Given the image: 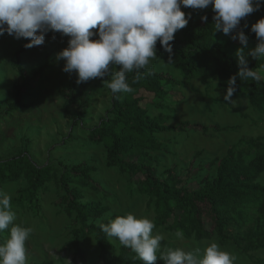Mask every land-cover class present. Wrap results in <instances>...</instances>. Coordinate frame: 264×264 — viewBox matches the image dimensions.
<instances>
[{
    "label": "rangeland",
    "instance_id": "1",
    "mask_svg": "<svg viewBox=\"0 0 264 264\" xmlns=\"http://www.w3.org/2000/svg\"><path fill=\"white\" fill-rule=\"evenodd\" d=\"M205 10L192 9L186 14L191 13V18L199 19ZM180 35V31H177L175 37ZM68 40L67 36L49 31L43 45L25 48L24 45L29 42L26 39H16L6 32L0 36V160L25 155L27 148L34 165H49L52 168L51 178L45 187L34 195L31 190L30 196L37 203L19 202V198H23L21 193L29 185L26 175L17 181H0V190L11 196L12 210L17 217L14 223L32 229L26 241L27 264L43 261L69 264L68 260L71 264H102L93 236H88L83 242L86 252L84 259L78 258L68 244L71 230L77 224L74 213L67 210L63 203V191L58 181L63 165L95 168L87 180L77 173L71 176L73 184L83 192L86 200H101L110 207V215L132 213L137 217H148L155 223L154 206L149 205L148 196L139 191L137 180H143V175L138 174L131 181L128 173L108 168L103 145L93 144L88 138V130L100 122L110 107L111 94L103 86L102 79L78 84L75 72L69 74L63 71L65 61L57 59V54L68 46ZM17 54L22 72L15 65ZM47 56L51 59L50 66L33 78ZM151 66L160 72L176 75L162 61H153ZM24 83L30 88L28 105L9 112L8 105L14 101L15 91L22 88ZM73 89L84 94L85 105L81 109L79 102H68ZM226 96H229L228 92L216 81L212 82L207 92L199 80L172 89L165 100L166 109L156 108L151 102L152 95L145 94L143 105L150 114L156 116L162 112L169 115L167 123L174 128L159 136L162 147L154 153L159 177L166 178L167 174L172 173L180 178L182 185L197 189L202 178L215 174V167H211V163L218 162L239 139L264 135V122L250 104L232 94L228 99ZM81 112H85V117L74 123L71 115ZM196 124L210 130L204 133L201 128L195 127ZM215 124L232 126L237 130L215 132L211 129ZM28 194L26 198H30ZM206 225L209 228L210 224ZM9 232L10 229L0 232V243L5 242ZM153 234L165 237L162 246L182 247L185 250L195 247L203 249L212 241L220 244L216 238L191 242L181 240L164 227H155ZM221 247L238 257L236 264H264V250L247 255L239 253L231 245Z\"/></svg>",
    "mask_w": 264,
    "mask_h": 264
},
{
    "label": "trees",
    "instance_id": "2",
    "mask_svg": "<svg viewBox=\"0 0 264 264\" xmlns=\"http://www.w3.org/2000/svg\"><path fill=\"white\" fill-rule=\"evenodd\" d=\"M182 10L186 13L192 9ZM205 15L208 17L207 22L201 19ZM213 15L212 8L209 7L199 19L191 18L187 27L179 30L181 35L172 42L171 63H167L169 53L157 42V55L176 75L160 72L151 66L144 72L143 80L132 83L135 73L129 74L128 82L135 91L116 94L119 98L114 97L110 91V107L100 122L88 130V138L93 144L103 145L108 168L128 173L131 181L138 174L143 175V180L139 179L137 183L140 185V193L147 195L149 205L154 206L156 228L164 227L173 233L182 230L183 239L189 242L216 238L221 245H231L239 253L250 255L264 250V135L244 136L239 139L218 162L211 163V167H215V174L202 178L197 189H189L172 173L167 174L166 178L159 177L157 157L154 154L162 147L159 136L174 128L167 123L169 115L161 112L152 116L143 105L145 94H149L152 95L151 102L156 108L166 109L165 100L170 91L178 86L183 87L192 80H199L207 92L210 91L213 81L228 92V81L239 70L236 50L242 47L240 41L232 36L242 30L248 37L246 55L255 48L257 39L251 31V24L264 17V4L246 21H241L240 28L233 31L232 35H225L214 29ZM245 23L247 28L244 27ZM17 56L15 65L22 72L19 54ZM247 59L248 66L261 75V80L257 83L253 80L242 81L237 77L232 95L247 101L264 122V57L256 60L247 56ZM50 64L51 59L47 56L45 63L33 74V78ZM21 87L15 91L14 101L8 105L9 112L18 111L28 105L30 88L25 83ZM73 90L69 93L68 102H79L81 109L85 105L84 94ZM71 117L75 123L85 117V112L72 114ZM195 127L201 128L204 133L210 130L200 124ZM211 129L215 132L237 130L235 127L220 124H215ZM94 171L95 168L89 166L81 168L77 165H63L59 176L63 203L67 210L74 213L77 224L71 230L69 246L78 258L84 259L86 252L83 242L88 236H93L99 249L98 259L102 264H144L135 252L122 246L116 238L109 241L98 227L97 222H108L105 216L110 213V207L101 200H86L83 192L71 180L73 173L87 180ZM51 172L49 165H34L27 148L25 155L0 160L1 182L17 181L25 175L28 177L29 185L21 193L23 198H19L20 203H37L30 196L31 190L34 195L45 187L51 178ZM27 192L30 198H26ZM110 217L114 219L116 214ZM206 224H210L209 228ZM35 264L54 262L43 261ZM156 264H163V261L158 260Z\"/></svg>",
    "mask_w": 264,
    "mask_h": 264
},
{
    "label": "clouds",
    "instance_id": "3",
    "mask_svg": "<svg viewBox=\"0 0 264 264\" xmlns=\"http://www.w3.org/2000/svg\"><path fill=\"white\" fill-rule=\"evenodd\" d=\"M262 4L264 0H0V36L6 32L26 39L25 48L43 45L49 31L69 37L68 46L57 54V59L65 61L63 71L75 72L78 84L102 79L103 86L119 98L116 94L135 91L128 82L129 74L135 73L132 83H138L153 61H163L157 55V42L169 53L167 63L173 61L175 34L191 19V13L182 8L211 7L214 29L232 35ZM201 19L207 22L208 17ZM251 31L257 44L247 55L248 37L242 30L232 36L242 47L236 50L239 70L228 81L226 99L235 91L237 77L257 83L261 80V75L248 66L247 56L256 60L264 57V17L251 24ZM16 218L11 196L0 190V232L10 229L5 242L0 243V264H27L26 241L32 229L14 223ZM105 219L107 223H97L108 240L116 238L144 264L158 260L163 264H236L238 260L215 241L203 249L162 246L165 237L153 234L156 225L148 217L128 213L114 219L108 214ZM174 235L184 238L182 230Z\"/></svg>",
    "mask_w": 264,
    "mask_h": 264
}]
</instances>
